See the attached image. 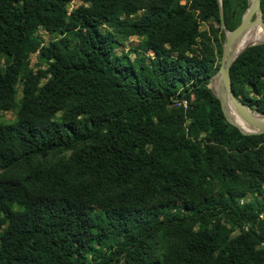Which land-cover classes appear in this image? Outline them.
Returning a JSON list of instances; mask_svg holds the SVG:
<instances>
[{"label": "trees", "instance_id": "16d2710c", "mask_svg": "<svg viewBox=\"0 0 264 264\" xmlns=\"http://www.w3.org/2000/svg\"><path fill=\"white\" fill-rule=\"evenodd\" d=\"M68 1L0 0V264H264V134L210 87L220 1ZM231 79L264 114V42Z\"/></svg>", "mask_w": 264, "mask_h": 264}, {"label": "water", "instance_id": "95a60500", "mask_svg": "<svg viewBox=\"0 0 264 264\" xmlns=\"http://www.w3.org/2000/svg\"><path fill=\"white\" fill-rule=\"evenodd\" d=\"M219 1L222 29L225 32V43L223 45L220 67L213 79V81L215 80L218 83V92L214 93L219 98L223 113L231 125L238 128L245 135H261L264 134V114L258 113L256 115V112L252 108L237 97L233 90L231 67L238 56L248 47L257 45V43H254L246 46L236 56L232 52V48L237 40L251 29L257 27L264 29L262 0H249L248 8L243 15L240 25L232 31L226 29L222 0ZM243 125L251 131H244Z\"/></svg>", "mask_w": 264, "mask_h": 264}, {"label": "rangeland", "instance_id": "374dc122", "mask_svg": "<svg viewBox=\"0 0 264 264\" xmlns=\"http://www.w3.org/2000/svg\"><path fill=\"white\" fill-rule=\"evenodd\" d=\"M80 4L81 3L79 1H76V0L68 1V7H69L70 11L75 9L76 7H78ZM222 8H223V0H222ZM202 28L203 29H207L208 26L207 25H203ZM221 28H222V26H221ZM222 31H223V29H222ZM39 36L43 37L46 40V42L51 40V38L49 36H47L46 34H44L43 32H40ZM140 42L141 41L138 38H131V39L127 40V41H122V40L119 39V42L116 44L117 47H116L115 53H116L117 56H121L122 54H129L130 59L134 60V58L136 57V54L133 53L132 50L138 48V46L140 45ZM262 42H264V39L262 41L258 42L257 44L262 43ZM224 43H225V40H223V42H222V48H223ZM216 52L219 53V46H217V45H216ZM151 54H153V53H150L149 56L153 57V55H151ZM221 57H222V55H221ZM36 64H37V57L33 56V58H32V66L34 68H36L37 67ZM213 82H212V84H213ZM216 90L218 91V88H216ZM213 91L216 93V91L214 89H213ZM256 114H258V113L256 112ZM14 119H15V115L13 113H11V112H8V113H5V114L2 115V117L0 118V123L11 124V123H13Z\"/></svg>", "mask_w": 264, "mask_h": 264}, {"label": "bare ground", "instance_id": "6f19581e", "mask_svg": "<svg viewBox=\"0 0 264 264\" xmlns=\"http://www.w3.org/2000/svg\"><path fill=\"white\" fill-rule=\"evenodd\" d=\"M264 39V29L261 27L253 28L249 32H247L244 36H242L232 48V52L236 56L240 51H242L246 46H249L254 43H258ZM212 88L216 90L218 88V83L216 81L211 85ZM257 115V114H256ZM244 126V125H243ZM245 131H251L246 126L243 127Z\"/></svg>", "mask_w": 264, "mask_h": 264}, {"label": "built area", "instance_id": "2783aa9c", "mask_svg": "<svg viewBox=\"0 0 264 264\" xmlns=\"http://www.w3.org/2000/svg\"><path fill=\"white\" fill-rule=\"evenodd\" d=\"M151 55H153V54H151ZM184 106H187V102H184Z\"/></svg>", "mask_w": 264, "mask_h": 264}]
</instances>
